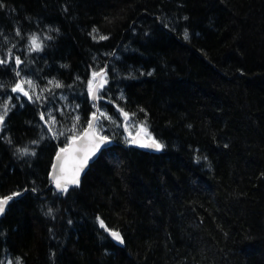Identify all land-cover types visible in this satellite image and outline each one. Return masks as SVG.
I'll return each mask as SVG.
<instances>
[{
    "label": "trees",
    "instance_id": "trees-1",
    "mask_svg": "<svg viewBox=\"0 0 264 264\" xmlns=\"http://www.w3.org/2000/svg\"><path fill=\"white\" fill-rule=\"evenodd\" d=\"M0 5V198L20 195L0 218V264H264V0ZM102 69L94 103L87 82ZM24 79L39 101L11 91ZM100 112L111 147L55 190L75 117L80 136ZM139 130L163 148L128 143Z\"/></svg>",
    "mask_w": 264,
    "mask_h": 264
},
{
    "label": "snow or ice",
    "instance_id": "snow-or-ice-1",
    "mask_svg": "<svg viewBox=\"0 0 264 264\" xmlns=\"http://www.w3.org/2000/svg\"><path fill=\"white\" fill-rule=\"evenodd\" d=\"M0 7H2V5H0ZM97 31L98 30L96 28L92 29V33H97ZM17 35H20L19 30H17ZM184 37L185 39L188 38L187 31L184 32ZM107 38L108 37L104 35L99 36V39L101 40H104ZM93 39H96L95 35H93ZM40 49H41V44L38 42L35 36H32L30 39V51H39ZM9 55H11V52H9ZM0 63H7V61L0 60ZM15 63L17 66H19L22 63V61L20 60L19 57H16ZM16 75L19 76L20 72L18 71ZM107 82L108 81H107L106 71H104L103 69L99 72L94 71L92 73V79L88 80L87 82V91H88L89 97H91L94 101L97 100L99 98V95H98L99 92L102 91V89L107 84ZM49 83L54 84V87L56 88L62 87V85L58 82L49 81ZM25 84H27L28 88L32 90L31 94L29 93L28 90L25 89L24 87ZM11 91L13 93H17V92L21 93L23 96L27 97L29 101L33 100V96H35L36 101H39L41 99L39 95H36V85L31 80H28V81L21 80L17 82L15 86L12 87ZM10 102H11V97H9L8 100L0 104V109H2V111H0V126L3 125L5 117L7 116L8 111L10 110L9 109ZM120 111H121V115L123 116L124 120L127 121L129 119V114L127 112H124L122 109ZM101 118L110 119V117L107 116L103 112H100L99 116L96 113H93L92 119L88 121L87 130H85L82 135L78 136L76 134V128H77V124L80 118L79 116L75 117L76 123H74L73 127L68 130L71 133V136L69 137V145L60 150V153L57 154V159L58 160L60 159L61 153H69L73 151H83L84 155L77 160V163L73 169H67L63 165H60L59 170L57 171L58 165L56 164L53 165L54 171L51 174V179L57 191L66 193L70 185L78 186L80 182L79 178H80L81 172L83 171L84 167L87 165L89 158L95 153L96 150L101 148L103 144L109 141V137L107 135H103L101 134L100 131L97 130V125ZM44 119H45L44 113H41V120H44ZM55 123H56V120L54 117H49V119L46 121V124L49 125L48 131L53 134V137L57 135V133L54 132L52 128V125H55ZM59 135H64V133L61 132L59 133ZM78 139H88L89 140V146L87 147V149L73 148V144ZM10 142L11 141H9V143ZM33 143H36V141H33ZM128 143L138 144L140 147L152 148L157 151L163 148V145L159 143L158 141H156L154 138H152L150 135H148L147 139L144 141L137 140L135 137H133L128 141ZM17 151L22 156L28 155V154H32V155L35 154L34 152L29 153L27 149H23V150L18 149ZM16 195H19V193H13L11 196H5L3 198H0V214L4 213L6 205L9 203L10 200L13 199V196H16ZM49 214H51V209H49ZM101 227H105V225L103 224V221H101ZM110 235L114 239L123 243V239L119 232L111 231ZM9 264H12V262L9 261ZM16 264H19L18 260L16 261Z\"/></svg>",
    "mask_w": 264,
    "mask_h": 264
},
{
    "label": "water",
    "instance_id": "water-1",
    "mask_svg": "<svg viewBox=\"0 0 264 264\" xmlns=\"http://www.w3.org/2000/svg\"><path fill=\"white\" fill-rule=\"evenodd\" d=\"M91 100L96 103L97 100H93L91 98ZM97 114V113H96ZM92 119V118H91ZM1 127V126H0ZM88 127V126H87ZM87 130V128L85 129ZM84 130V131H85ZM83 131V132H84ZM83 134V133H82ZM81 134V135H82ZM126 134L128 135L129 139L135 137L137 140H140V141H144L147 139V137L143 134L142 130H139L138 132H136L135 134L133 135H130L126 132ZM69 145V143H68ZM67 145V146H68ZM112 145L111 141L109 140L107 143L103 144L101 146V148H99L98 150L95 151V153L89 158V161L87 163V165L84 167L83 171L81 172V175H80V178L79 180H81V178L83 177V175L85 174V172L87 171L88 167L98 158L99 154L110 148ZM136 149L138 150H141V151H144V152H157V150L155 149H152V148H145V147H140L138 144H132ZM66 146V147H67ZM89 146V140L88 139H78L75 141V143L73 144V148H76V149H87V147ZM65 148V147H64ZM60 153V150L57 152V154ZM57 154L56 156L54 157V160H53V164H52V167H51V171H50V180H51V184L52 186L54 187L55 190H57L55 188V185L51 179V174L53 173L54 169H53V165L56 164L58 165V169L57 171L59 170V166L60 165H63L64 167H66L67 169H73L77 163V160L82 157L84 155V152L83 151H73V152H69V153H61L60 155V159L58 160L57 159ZM71 186H74V185H70L69 187ZM20 195H16V196H13V198H19ZM10 202V201H9ZM9 204V203H8ZM8 204L6 205L5 207V210L8 206ZM5 213V211H4ZM3 213V214H4ZM3 214H0V218L3 216ZM109 235H110V232H109ZM111 236V235H110ZM111 238L119 245H121L122 243L116 239H114L112 236Z\"/></svg>",
    "mask_w": 264,
    "mask_h": 264
},
{
    "label": "rangeland",
    "instance_id": "rangeland-1",
    "mask_svg": "<svg viewBox=\"0 0 264 264\" xmlns=\"http://www.w3.org/2000/svg\"><path fill=\"white\" fill-rule=\"evenodd\" d=\"M24 81H28V80H25V79H24ZM26 85H27V84H26ZM27 90H31V89H29L28 86H27Z\"/></svg>",
    "mask_w": 264,
    "mask_h": 264
}]
</instances>
